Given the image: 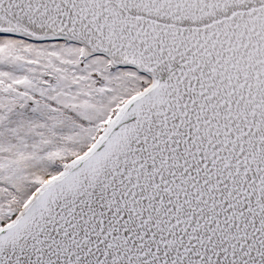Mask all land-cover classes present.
Masks as SVG:
<instances>
[{"label":"snow or ice","instance_id":"1","mask_svg":"<svg viewBox=\"0 0 264 264\" xmlns=\"http://www.w3.org/2000/svg\"><path fill=\"white\" fill-rule=\"evenodd\" d=\"M0 264H264V0H0Z\"/></svg>","mask_w":264,"mask_h":264}]
</instances>
